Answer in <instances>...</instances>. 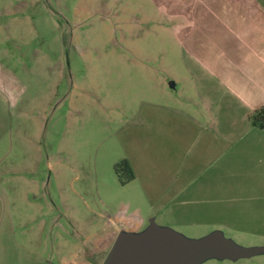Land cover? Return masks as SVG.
I'll return each mask as SVG.
<instances>
[{"label":"rangeland","instance_id":"374dc122","mask_svg":"<svg viewBox=\"0 0 264 264\" xmlns=\"http://www.w3.org/2000/svg\"><path fill=\"white\" fill-rule=\"evenodd\" d=\"M169 2L0 0V60L24 86L0 148V264H69L78 252L77 264H103L112 247L96 246L116 225L247 251L195 264H264L253 244L264 243V178L248 153L221 160L223 143L249 137L186 120L206 124L198 98L187 105L201 88ZM123 161L131 182L115 172Z\"/></svg>","mask_w":264,"mask_h":264},{"label":"crops","instance_id":"0c3cea01","mask_svg":"<svg viewBox=\"0 0 264 264\" xmlns=\"http://www.w3.org/2000/svg\"><path fill=\"white\" fill-rule=\"evenodd\" d=\"M169 3H164V10L173 19L183 22L184 51L192 63L189 72L196 87L201 88L196 99L186 100L187 105H198V98L206 124L197 122L195 112L185 114L186 120L195 122L202 131H216L224 137H249L231 140L228 148L223 143L221 160L239 161L240 154L248 153L245 160L257 163L259 168L255 178H264V127L255 125L252 120L255 111L264 109V9L255 0H171ZM177 85L174 83L172 89ZM23 87L18 75L0 60V148L7 146L12 107L17 106L20 99L17 93ZM226 105L240 113L227 116ZM172 117H183V114L175 112ZM231 119L240 121L232 124L216 122ZM40 121L43 135L44 118ZM258 196L264 199V193ZM135 231L130 227L122 230L116 225L96 247L111 249L119 233L134 235ZM258 243L253 244L264 247V243ZM79 254L75 253V258L78 259ZM77 259L69 264H77Z\"/></svg>","mask_w":264,"mask_h":264},{"label":"water","instance_id":"95a60500","mask_svg":"<svg viewBox=\"0 0 264 264\" xmlns=\"http://www.w3.org/2000/svg\"><path fill=\"white\" fill-rule=\"evenodd\" d=\"M174 87V83L170 84ZM247 251L235 248L224 236L182 243L174 236L151 228L142 236L121 233L103 264H195L200 258H234Z\"/></svg>","mask_w":264,"mask_h":264},{"label":"trees","instance_id":"16d2710c","mask_svg":"<svg viewBox=\"0 0 264 264\" xmlns=\"http://www.w3.org/2000/svg\"><path fill=\"white\" fill-rule=\"evenodd\" d=\"M253 123L259 127H264V109L255 111L252 116ZM115 172L121 179L122 183L131 182L134 180V173L127 161H123L115 166ZM125 181L123 182V180Z\"/></svg>","mask_w":264,"mask_h":264}]
</instances>
